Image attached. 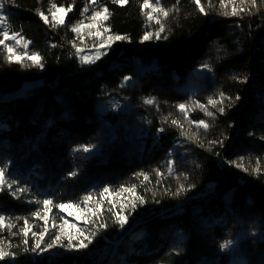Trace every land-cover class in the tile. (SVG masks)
I'll use <instances>...</instances> for the list:
<instances>
[{
  "label": "trees",
  "instance_id": "trees-1",
  "mask_svg": "<svg viewBox=\"0 0 264 264\" xmlns=\"http://www.w3.org/2000/svg\"><path fill=\"white\" fill-rule=\"evenodd\" d=\"M5 5L10 31L28 42V56L15 59L0 44V167L17 181L0 191V247L11 254L0 264H264V0L255 7L201 0L206 15L193 0H159L167 17L144 9L143 0ZM102 8L107 18L91 20ZM90 22L94 30L86 35ZM161 26V38L143 39ZM114 35L125 39L109 41ZM102 42L105 54L90 64L79 60L77 49ZM32 53L41 66L33 65ZM221 94L232 99L213 107L209 100ZM82 146L94 147L74 151ZM19 187L28 191L13 196ZM104 187L110 191L101 196ZM86 194L90 201H83ZM137 196L145 203L133 211L129 202ZM45 199L54 202L51 222L55 204L72 203L86 212L79 230L107 227L86 249L34 255L44 229L35 213L45 214L38 203ZM122 205L130 213L124 228L113 215ZM53 230L44 241L51 242ZM103 238L120 241L112 258ZM226 240L233 245L221 251Z\"/></svg>",
  "mask_w": 264,
  "mask_h": 264
},
{
  "label": "snow or ice",
  "instance_id": "snow-or-ice-1",
  "mask_svg": "<svg viewBox=\"0 0 264 264\" xmlns=\"http://www.w3.org/2000/svg\"><path fill=\"white\" fill-rule=\"evenodd\" d=\"M7 2V0H0V36L3 37V39H0V44H3L5 40H16V37H17V34L16 33H13L10 31V25L8 24V19L6 17V15L4 14L3 12V8H4V4ZM96 0H91V3L92 4H95ZM115 3H119L121 5L127 3V0H114ZM193 2L197 5L198 7V10L202 13V14H207L206 12V9L203 5H201V0H193ZM241 4L245 3V2H248V3H251V5L253 7H255L256 5V0H240ZM224 3V0H221V4ZM155 4H156V7H153L152 4H150L149 0H143V5L142 7L144 9H148V8H152L153 11H156L160 14H162L164 17H167L169 15V10H166L164 9L163 7H161L159 5V0H155ZM53 8H56L57 11L63 13L65 11V9L63 7H57L56 5H53ZM71 7H69L67 9V11H71ZM89 11V8L88 7H85L83 9V12L84 13H87ZM240 11H244L243 8L240 9ZM107 13H108V9L107 8H102L100 10H93L92 11V15L90 17L91 20L95 21L99 18H104L106 19L107 18ZM225 15H227L228 13H223ZM238 12L236 10V8L234 7L232 9V12H231V15H237ZM151 15L149 14V19H151ZM41 19L44 20V22L47 24L49 23V20L46 16H44L43 13H41ZM52 19L57 21V23L59 24H63L64 21L62 18H57L55 13H53V16H52ZM83 22H81L82 24ZM157 23H159V20H157ZM55 26V25H54ZM94 25H89V27H92ZM80 27L81 25L78 24V25H75L72 27V31L73 32H79L80 31ZM164 31V28L163 26L160 27V29L156 32L155 36H151L150 34H145L144 36V40H148L150 38H156V39H159L161 38L160 37V32H163ZM122 39H125V37H122L120 35H114V36H109L108 37V40L109 41H112V40H122ZM18 42V41H17ZM105 42H102V46ZM27 45H25L26 47ZM5 47L7 48L8 52L9 53H12L13 52V48L7 44H5ZM80 49H77V52L79 53ZM99 55L100 53L98 52L97 53V57L96 58H99ZM29 59H31L33 65L35 66H41V58L39 57L38 54L36 53H32L29 55ZM82 61L84 63H92L93 61L92 60H89L87 57H81ZM9 61L11 62V56H9ZM205 69H207L208 71H211V69L207 66V65H204L203 66ZM131 77H125L124 78V81L125 83L130 80ZM225 99H228V100H231L232 98L230 97H225L223 94L220 95V100L219 101H214V100H209V103L212 104L213 107H217V104L219 103L220 105L223 104V101ZM240 97L237 96L235 97V100H239ZM145 104H153L154 103V100L152 99H146L144 101ZM178 109L181 113H184L186 115V105L184 104H180L178 105ZM218 111L223 114L224 111H225V108L223 106H220L218 107ZM207 115L209 116H212L213 113L212 112H207ZM173 124H177V121L173 120L172 121ZM194 123H196L198 126L200 127H203L204 130H207L208 127H209V124L206 122V121H195ZM159 131H164V129H160ZM213 143H217V142H213ZM94 146H82L80 148H77L75 149L74 151H83L84 153H88L92 150ZM170 164L172 163L171 161L169 162ZM234 166L238 167V168H241L243 171H248V169L246 167H244L243 164H236L235 162H233ZM260 169L259 167H257L256 169L253 170L254 173H259ZM169 172H171V167L169 168ZM6 173H7V166H4V167H0V191H3L5 187H7L8 189H12L13 185L17 183L16 180L12 179V180H9L6 176ZM71 176H75L77 175L76 172H72L70 173ZM138 175H144L143 173L141 174H138ZM145 179H148L147 176H145ZM122 191H134V187L132 189H128V188H125L124 186H122L121 188ZM28 189L24 188V187H19L17 188L15 191L12 192V195L13 196H16L18 193L22 194V193H25L27 192ZM110 189L108 187H104L102 192H101V196H103V194L105 193H109ZM182 191H185L183 185L181 186V188L179 189V191L176 193V194H179V192H182ZM91 194H86L84 197H83V201L87 202V201H90L91 200ZM38 203H42L43 207H44V210L45 212H47L49 210V206L50 205H53L54 202L50 199H45L43 201H38ZM137 203L139 204H143L145 203L144 199L142 197H139L137 196L135 200L133 201H130L129 204H130V207L131 209L134 211L135 208L137 207ZM56 208L60 209L61 211H63L65 208L67 207H80L81 205L77 204V205H73L72 203H60V204H55L54 205ZM127 206L125 205H122L120 210L116 213H114V220H115V223H117L119 225L120 228H124V226L128 223V219H129V214H125V209H126ZM36 216H39L40 213L37 212L35 213ZM4 217L0 216V224L3 223L4 221ZM27 223V221L25 222ZM87 223V221H86ZM92 223H95V221H92ZM107 225L104 224V223H101V224H98L97 227L91 231H87V233H85V231H81V230H77L78 232V235L77 236H72V235H69L67 236V245H65L64 243L61 242V235H56L50 243H48L47 245H45L44 249L45 251H47L48 249H51L53 247H56V246H60V247H68L70 250H81V249H86L88 248V246L93 242V239L95 238V235L97 234V231L99 229H102V228H106ZM28 231L29 229L27 227H25L23 229V233H24V236L27 237L28 235ZM37 234L36 233H33V236H36ZM43 238H44V232H41L39 233V239H37L34 247H33V250H36V249H39L41 247V242L43 241ZM75 241V242H74ZM25 244L28 243L27 239H25L24 241ZM233 245V241L232 240H226L224 242H222L220 244V250L221 251H227L229 250ZM11 255L5 248L3 247H0V260H4L5 257Z\"/></svg>",
  "mask_w": 264,
  "mask_h": 264
},
{
  "label": "rangeland",
  "instance_id": "rangeland-1",
  "mask_svg": "<svg viewBox=\"0 0 264 264\" xmlns=\"http://www.w3.org/2000/svg\"><path fill=\"white\" fill-rule=\"evenodd\" d=\"M3 12L6 15V17L9 15V10L6 8V5L4 4ZM89 25H93V22H90L85 26V28L89 31L86 33V35H91L94 30V26L89 27ZM18 41V42H17ZM5 44L11 46L13 48V52L10 53L11 56L15 59H20L22 56H28L27 52V46L28 42H25L23 37L17 34L16 40H5L4 41V46ZM7 49V48H6ZM78 55L79 60L83 63L86 64L82 61L81 57H87L89 60H92L93 62L97 60V53L99 52L100 55L105 54L106 51V46H98L95 47L94 45H83L80 48ZM8 52V50H7ZM9 53V52H8ZM90 64V63H87ZM36 83L33 84H28L25 86V88H32ZM114 108V106L112 107ZM55 218L53 222L50 220V214L48 212H45V214L39 215L38 217L41 218L43 221V232L44 236L46 233L50 232L51 233V228L54 230L53 235H61V242L67 245V236L72 235V236H77L78 232L77 230L82 226L84 223V219L86 217V212L81 211L76 208H71L67 207L63 211L58 209L57 213L54 214ZM105 242L109 244V246L112 247V252H114L116 246L119 244L120 241H110L107 238H103ZM75 242V241H74ZM49 242L43 241L41 242V247L39 249H36L33 253L34 255H49V256H56L59 255L60 253H65L66 251H74L70 250L68 247H60L56 246L51 249H48L47 251L43 250L45 245H47ZM113 256V253L111 255V258ZM245 261L242 259L241 261H236L235 264H243Z\"/></svg>",
  "mask_w": 264,
  "mask_h": 264
}]
</instances>
